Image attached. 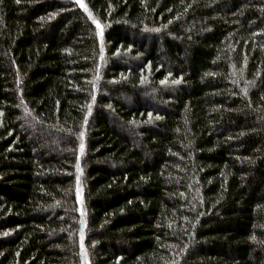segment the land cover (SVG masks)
<instances>
[{
    "label": "trees",
    "instance_id": "16d2710c",
    "mask_svg": "<svg viewBox=\"0 0 264 264\" xmlns=\"http://www.w3.org/2000/svg\"><path fill=\"white\" fill-rule=\"evenodd\" d=\"M0 264H264V0H0Z\"/></svg>",
    "mask_w": 264,
    "mask_h": 264
}]
</instances>
